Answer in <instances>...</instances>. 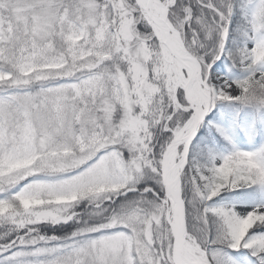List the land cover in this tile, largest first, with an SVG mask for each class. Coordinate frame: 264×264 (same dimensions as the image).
Here are the masks:
<instances>
[{
    "label": "snow or ice",
    "instance_id": "6c2138e0",
    "mask_svg": "<svg viewBox=\"0 0 264 264\" xmlns=\"http://www.w3.org/2000/svg\"><path fill=\"white\" fill-rule=\"evenodd\" d=\"M0 264H264V0H0Z\"/></svg>",
    "mask_w": 264,
    "mask_h": 264
}]
</instances>
